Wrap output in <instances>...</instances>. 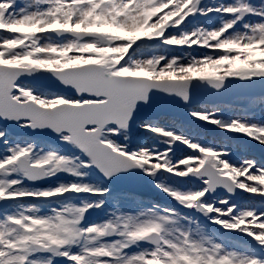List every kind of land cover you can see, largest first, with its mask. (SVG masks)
<instances>
[{
  "label": "snow or ice",
  "instance_id": "snow-or-ice-1",
  "mask_svg": "<svg viewBox=\"0 0 264 264\" xmlns=\"http://www.w3.org/2000/svg\"><path fill=\"white\" fill-rule=\"evenodd\" d=\"M209 13L219 25L190 19ZM22 23L33 27L9 28ZM0 25V121L50 129L71 146L65 154L36 150L32 141L9 145L0 127V264H264V74L239 65L225 76L211 69L237 56L238 45L264 48V0H0ZM149 41L172 54L147 55ZM110 49L119 60L84 59ZM182 49L198 54H175ZM221 93L249 102L225 104ZM161 94L183 103H159ZM148 109L155 119L140 118ZM134 116L147 140L128 149L118 140H128ZM200 122L225 135L206 138ZM142 153L149 163L130 159ZM84 169L106 179L133 169L152 179L167 173L171 182L156 187L205 219L153 204L84 226L88 209L104 204L92 197L108 192L85 181ZM59 173L75 179L35 186ZM218 189L226 195H213Z\"/></svg>",
  "mask_w": 264,
  "mask_h": 264
},
{
  "label": "rangeland",
  "instance_id": "rangeland-1",
  "mask_svg": "<svg viewBox=\"0 0 264 264\" xmlns=\"http://www.w3.org/2000/svg\"><path fill=\"white\" fill-rule=\"evenodd\" d=\"M189 0H185V6ZM205 4H212L214 0H204ZM225 2H230V0H225ZM250 3L252 4H259L261 0H249ZM214 17V19H213ZM190 19L195 20L197 23L204 24L205 26L208 25L209 21H211L214 25H219L220 23V17L218 14L214 13H209L207 17H191ZM246 21L248 22H254L255 17L253 18H245ZM17 27H19V30L21 31H28V28H32L33 25L28 24V23H22V24H15ZM3 26V25H0ZM145 26L146 27H151L147 26V22L145 21ZM239 28V25H237ZM10 30H14L13 28H10ZM241 31H243L242 28H240ZM126 32H130L131 30H124ZM230 43V42H226ZM260 41H256L255 44L250 45L252 47L251 52L249 51L250 47L249 45H238V51H237V56H226L221 58L222 62L218 64H212L211 69L215 70L217 73V76H225L226 73L234 71L235 67L237 65L246 68L248 71L253 72V73H260L264 74V60L258 59V55L261 57H264V48L260 47ZM148 49H147V55H171L172 53L169 51L168 46L166 45H160L156 41H149L148 42ZM117 49H110V50H97L95 56L91 57H84L86 60H93V61H105V60H112V61H117L119 60V56L116 54ZM203 51V50H201ZM182 52L187 53L189 55H196L198 54L197 52L193 51V49H182L178 50L175 54H181ZM187 58V57H185ZM62 59V58H60ZM18 63H21L23 66L27 67V62L24 60V58L21 56L19 60L17 61ZM197 68H203V64H198L196 65ZM175 69H169V71H172ZM182 75L187 76L186 72H181ZM215 79V78H212ZM240 81H237L239 83ZM226 102H223L225 104H247L249 101L247 100H237L233 99L230 101V98L233 97V95H225ZM193 102H196V99L193 100ZM228 102V103H227ZM221 116H227L229 115V110L227 108H221L220 113ZM200 127L207 128V137L206 138H211V137H219L221 135H225L222 133L216 126L214 125H205L204 122H200ZM233 136H237L239 134H229ZM5 138L8 140L9 145H13L16 143H26L29 141H32L36 144V150H43L44 152L47 151H55L58 149H65V146L59 139H56L55 142H47L44 140H33V138H26V137H18L14 136L6 131V136ZM244 141H247L248 138L244 137ZM147 140V135L145 133V130L143 128L138 127L136 131L130 132L128 140H125L124 137L121 135L118 143L120 144H127L128 149H131L135 145H143L145 144ZM254 143V142H252ZM5 147L2 143H0V149ZM263 146H258V148H262ZM177 151H180V149H177ZM39 154V152H37ZM65 154H71V146H68L67 149H65ZM130 159H133L137 163L143 165L145 163L150 162V157L146 153H142L139 155H134L130 157ZM162 167L163 165H153V167ZM86 174L83 177L85 181H87L90 184H98L100 187H107L108 192L104 196L100 197H92L93 199H102L104 200V204L100 208H92L88 209L86 214L88 215V219L82 221L84 226H87L89 223H100L109 219H113L115 215L118 214H124V213H130V214H136L137 212L143 211L146 208L152 207L153 204H158L161 206H171L176 208L182 216H191L194 220L196 218H199L200 220H204L205 218L200 216L199 213H196L194 209H187L183 208L180 205H178L174 200L169 198L165 193L160 191L159 188L156 187V182L160 181L163 183H170L171 181L168 180V174L164 173L163 175H157L155 179L149 178L147 176L143 175L147 178L148 181V187H142L141 190L144 192L143 195H133L129 192L126 191H121V192H115L113 188L108 186L104 180L101 179V177L93 170V169H84L82 170ZM59 179L54 182L51 185H55L57 182L63 180V181H68L75 179V177H72L70 175H66L64 173H59L57 175ZM99 177V179H97ZM180 179H186V178H180ZM260 183H264V177L258 178ZM27 183V181H25ZM37 186V185H35ZM151 189L153 192H151ZM219 190V189H218ZM222 192H225L223 189ZM74 196L77 194H73ZM81 196H85L87 194H79ZM214 195V194H213ZM226 195V193H225ZM247 195V194H245ZM215 196L222 197L223 194H215ZM75 203H79V200H75ZM0 202V208H3L4 205L1 204ZM23 203H39L38 201H33V200H27L23 201ZM53 206H58V205H53ZM17 211H20L22 209L17 208ZM46 207L41 206V211L44 212L46 211ZM181 224H187L188 221L181 220ZM218 228V226H212ZM222 231V230H221ZM232 236L233 239H243L242 235L239 233H233L229 234ZM259 237L261 239H264V233L259 234ZM108 239H116L114 238H108ZM95 242V241H93ZM142 246L143 243H142ZM59 259V258H58ZM56 259L54 261V264H64V261L62 259Z\"/></svg>",
  "mask_w": 264,
  "mask_h": 264
},
{
  "label": "water",
  "instance_id": "water-1",
  "mask_svg": "<svg viewBox=\"0 0 264 264\" xmlns=\"http://www.w3.org/2000/svg\"><path fill=\"white\" fill-rule=\"evenodd\" d=\"M21 79L27 80L29 83H35L37 78L36 77H22ZM211 82H215V80H211ZM193 83L195 84L198 82L194 81ZM258 94H261V93H254L253 95H258ZM225 95L226 94H223V93L216 94L218 99L221 100L222 102L229 101V100H226V98L224 97ZM161 96L163 97V99L161 101H159V103H163V104L175 103V104H180V105H182V103H183L182 101L179 100V98H175V100L173 101L172 99H169L168 97H164L163 94H161ZM233 99H235L234 96L232 98H230V101ZM194 100H195V98H194ZM211 102H215V101L213 100ZM140 118L144 119V120H150V119L156 118V114L151 109H148V110L143 111L141 113ZM0 124L5 126L6 128H8L11 132L16 133V134L35 136V137L45 138V139H48L51 141H54L57 138L55 136V134L51 132L50 129H35V130H33V129H22L19 127V123L14 122V121H8V122L0 121ZM136 125L137 124L135 123V116H134L133 120L130 121V131L134 130ZM96 171L98 172V170H96ZM100 175L103 177L102 174H100ZM54 179H56V177H52V178H49L46 180L38 181V182H36V184L38 186H47ZM104 179L106 180V182L109 185L113 186L118 191L127 190V191L133 192V193H141L140 188L144 187V185H146V183H147L146 178L142 175V172L138 169L129 170L127 173H119L112 178H108V179L104 178ZM217 193H219V192H216L213 194L215 195ZM86 218H88V215L85 213L84 220ZM108 238H114V236L108 237Z\"/></svg>",
  "mask_w": 264,
  "mask_h": 264
},
{
  "label": "bare ground",
  "instance_id": "bare-ground-1",
  "mask_svg": "<svg viewBox=\"0 0 264 264\" xmlns=\"http://www.w3.org/2000/svg\"><path fill=\"white\" fill-rule=\"evenodd\" d=\"M9 28H13L14 30H19V27H17L16 25H9ZM249 47H250L249 51L251 52V49H252L253 46L252 47L249 46ZM263 51H264V49H263ZM165 71H169V69H165ZM172 71L175 72L177 77L184 76V75L181 74V71H179L177 69L172 70Z\"/></svg>",
  "mask_w": 264,
  "mask_h": 264
}]
</instances>
